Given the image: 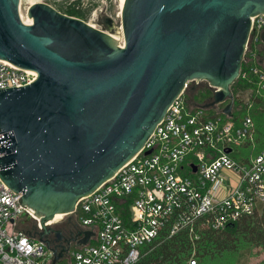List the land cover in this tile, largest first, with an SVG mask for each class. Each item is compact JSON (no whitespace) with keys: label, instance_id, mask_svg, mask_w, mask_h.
Returning a JSON list of instances; mask_svg holds the SVG:
<instances>
[{"label":"water","instance_id":"obj_1","mask_svg":"<svg viewBox=\"0 0 264 264\" xmlns=\"http://www.w3.org/2000/svg\"><path fill=\"white\" fill-rule=\"evenodd\" d=\"M264 0H123L111 33L44 2L0 0V59L36 72L0 88V178L44 223L69 214L136 154L186 82L218 87L204 107L227 101L251 19ZM102 23L113 29L106 16ZM264 43V32L261 34ZM80 243L92 234L82 231ZM53 262L62 252L52 251Z\"/></svg>","mask_w":264,"mask_h":264},{"label":"built area","instance_id":"obj_2","mask_svg":"<svg viewBox=\"0 0 264 264\" xmlns=\"http://www.w3.org/2000/svg\"><path fill=\"white\" fill-rule=\"evenodd\" d=\"M262 32L264 14H258L251 19L244 67L241 62L237 77L248 85L232 92L231 115L223 112L227 101L203 106L218 87L205 80L186 82L127 163L80 197L71 213L44 223L55 228L71 216L83 231L92 232L86 243L56 262L52 251L39 241V216L20 203L21 195L0 178V264H58L64 257L67 264H137L179 232L185 231L195 244L201 230H222L242 216L260 211L264 204V146L256 151V126L249 110L255 98L264 97ZM36 77V72L0 59V88L25 85ZM200 86L211 93L207 100L201 103L186 97V89ZM0 137L4 138L3 133ZM26 226L33 235L25 231ZM194 253L192 248L186 264H198Z\"/></svg>","mask_w":264,"mask_h":264},{"label":"trees","instance_id":"obj_3","mask_svg":"<svg viewBox=\"0 0 264 264\" xmlns=\"http://www.w3.org/2000/svg\"><path fill=\"white\" fill-rule=\"evenodd\" d=\"M79 5L80 0H73L66 7H57V10L85 20L90 8L85 9ZM260 61L261 65H264V50L260 53ZM243 67L244 62H242ZM247 85L236 79L231 85V90L235 93L238 88L244 89ZM197 94H199L198 102L201 103L211 95L206 90ZM234 107H237L236 100ZM239 111L241 110L237 112ZM249 113L256 126V151H258L264 146V97L254 99ZM232 118H235L234 113ZM192 248L195 249L194 256L198 264H236V256L245 249H248L250 256L258 259L251 264H264V204L260 211L242 216L222 230H201L199 240L195 244L191 242L185 231L179 232L144 255L137 264H186Z\"/></svg>","mask_w":264,"mask_h":264},{"label":"rangeland","instance_id":"obj_4","mask_svg":"<svg viewBox=\"0 0 264 264\" xmlns=\"http://www.w3.org/2000/svg\"><path fill=\"white\" fill-rule=\"evenodd\" d=\"M72 1L73 0H19V14L21 13L20 16L21 17L23 16L22 19L27 21L28 19L27 8L33 2H44L57 9V7L60 6L66 7ZM120 5H122L121 0H80L79 6L85 9L90 8V11L84 21L93 25L96 28L111 33L115 38V41L121 45L123 41V34H122L121 21H120ZM106 16L110 17L113 20L112 30H107L105 25L102 23V18ZM186 90H185L186 97L189 98L190 96L192 101L198 102L199 97L197 95L199 94L197 93L202 90L204 91L205 89L204 87L200 86L196 90L193 89L194 91L189 88ZM193 96H195V99H193ZM242 151L246 152V149L243 148ZM56 218H60V217H56ZM72 249H74V247ZM236 257H237L236 264H251L253 262H256V260H258L257 257L254 258V256H250V254L248 253V249L243 250ZM67 260L68 258L64 257L62 260L58 262V264H67Z\"/></svg>","mask_w":264,"mask_h":264},{"label":"flooded vegetation","instance_id":"obj_5","mask_svg":"<svg viewBox=\"0 0 264 264\" xmlns=\"http://www.w3.org/2000/svg\"><path fill=\"white\" fill-rule=\"evenodd\" d=\"M53 229L59 233V240H57L53 231L42 236V239L45 241L44 244L49 250L62 252V256H66L73 247L75 248L80 244L79 241L82 238L81 232L83 231V226L71 216L66 217ZM25 231L33 235L30 226H26Z\"/></svg>","mask_w":264,"mask_h":264},{"label":"bare ground","instance_id":"obj_6","mask_svg":"<svg viewBox=\"0 0 264 264\" xmlns=\"http://www.w3.org/2000/svg\"><path fill=\"white\" fill-rule=\"evenodd\" d=\"M122 2H123V0H121V4H122ZM121 6V5H120ZM21 14V13H20ZM23 15V14H22ZM22 18H23V16H22ZM27 23L29 22V18L27 19V21H26ZM113 36V35H112ZM63 214H56L54 217L56 218V217H61Z\"/></svg>","mask_w":264,"mask_h":264}]
</instances>
